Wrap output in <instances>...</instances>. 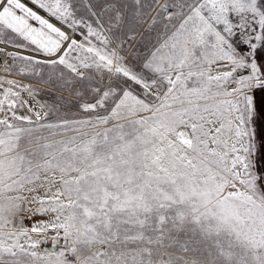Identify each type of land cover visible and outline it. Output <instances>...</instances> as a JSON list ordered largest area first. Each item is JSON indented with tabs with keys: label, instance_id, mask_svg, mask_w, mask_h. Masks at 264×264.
<instances>
[{
	"label": "snow or ice",
	"instance_id": "obj_1",
	"mask_svg": "<svg viewBox=\"0 0 264 264\" xmlns=\"http://www.w3.org/2000/svg\"><path fill=\"white\" fill-rule=\"evenodd\" d=\"M0 45V264H264V0H0Z\"/></svg>",
	"mask_w": 264,
	"mask_h": 264
},
{
	"label": "rangeland",
	"instance_id": "obj_2",
	"mask_svg": "<svg viewBox=\"0 0 264 264\" xmlns=\"http://www.w3.org/2000/svg\"><path fill=\"white\" fill-rule=\"evenodd\" d=\"M4 74L3 73H0V76H3ZM11 77H13V76H9L8 78L9 79H14V78H11ZM15 78H17V77H15ZM25 83H27V81H24Z\"/></svg>",
	"mask_w": 264,
	"mask_h": 264
},
{
	"label": "built area",
	"instance_id": "obj_3",
	"mask_svg": "<svg viewBox=\"0 0 264 264\" xmlns=\"http://www.w3.org/2000/svg\"><path fill=\"white\" fill-rule=\"evenodd\" d=\"M41 14L43 15L44 13L41 12ZM53 22H55V21H53ZM0 47H3V45H0Z\"/></svg>",
	"mask_w": 264,
	"mask_h": 264
},
{
	"label": "crops",
	"instance_id": "obj_4",
	"mask_svg": "<svg viewBox=\"0 0 264 264\" xmlns=\"http://www.w3.org/2000/svg\"><path fill=\"white\" fill-rule=\"evenodd\" d=\"M11 78H15V77L13 76V77H11Z\"/></svg>",
	"mask_w": 264,
	"mask_h": 264
}]
</instances>
